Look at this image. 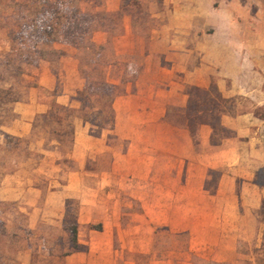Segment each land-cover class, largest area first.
Wrapping results in <instances>:
<instances>
[{
	"label": "rangeland",
	"instance_id": "obj_1",
	"mask_svg": "<svg viewBox=\"0 0 264 264\" xmlns=\"http://www.w3.org/2000/svg\"><path fill=\"white\" fill-rule=\"evenodd\" d=\"M107 1L0 0V264H20L17 257L23 252L30 255V264H60L66 255L87 252L89 235L99 233L104 235L97 241L112 237L114 264H264V167L255 170L249 179L228 178L231 174L227 166L202 170L200 161L183 164L178 161L176 169L180 174L175 182L166 176H156L153 183L164 189L143 193L137 187L141 181L137 175L140 169L127 161L114 162V152L92 157L80 152L78 162L74 160L78 123L88 125V134L94 138L105 133L106 144L116 152L126 151L128 141L113 133L114 101L126 94V85L135 84L146 66L144 54L139 52L134 62L119 63L114 59L111 40L106 45H96L92 41L94 33L109 28L108 33L114 39L123 32V20L127 17L131 18L134 33L147 46L152 33L164 23V18L156 15L168 11L164 0H120L118 10L108 13L104 12ZM199 6L208 15V21L194 19V30L186 35L187 46L192 49L190 67L202 62V52L195 49L197 43L208 57L222 59L226 72L240 78L242 93L224 97L217 87L227 104L226 112L219 118L222 129L215 135L220 142L215 145L214 131L204 121L207 117L190 114L186 119L191 101L187 91L208 89L219 79V68L203 62L216 71L208 86L184 85L185 105H168L160 121L187 132L192 151L202 154L199 159L204 162L230 157H218L213 151L201 148L198 130L202 125L211 130L210 147L238 138L241 150L247 153L248 146L250 158L261 160L264 158V80L260 76L264 78V0H201ZM37 22L51 26L52 34L38 35ZM214 42L219 44L218 48ZM58 44L76 50L78 70L84 79L82 91L71 98L70 105L58 103L57 89L43 88L34 71L43 59L56 63L62 54V50L55 48ZM220 78L229 82L227 77ZM100 82L113 87L111 126L106 125L110 121V112L106 113L110 102L97 95L82 96L85 86ZM31 89L36 90L38 101L48 109L33 117L26 136L15 135L13 131L19 119L15 103L28 101ZM256 89V95H249ZM54 103L73 111L67 121L57 124V116L53 119L46 116L50 111L56 113ZM223 116L241 117L240 127L245 132L250 127L249 133L238 137L235 130L221 124ZM184 122L195 123V134L181 125ZM120 128L130 131L123 119ZM155 133L156 129L149 128L142 140L151 145ZM177 153L187 156L190 152L179 146ZM159 163L162 167V161ZM22 184L40 192L39 197L27 196L36 203L30 209L20 208L11 199L18 191L17 185ZM95 185L104 188L92 191L90 187ZM127 185L129 192H111ZM169 189L172 192H165ZM57 192H61L64 207L60 218L42 217L32 223L37 214H43L39 206L47 199L46 195L55 203L56 196L50 193ZM73 193L82 195L88 206L87 214L107 217L105 229L97 222L80 223L81 200ZM138 197L145 198V207ZM28 212H34L33 219ZM72 223L77 226V250H73L70 239ZM186 227L191 229V234L182 231ZM151 235L152 251L129 249H148L147 239ZM106 259L110 260L111 256Z\"/></svg>",
	"mask_w": 264,
	"mask_h": 264
},
{
	"label": "crops",
	"instance_id": "obj_2",
	"mask_svg": "<svg viewBox=\"0 0 264 264\" xmlns=\"http://www.w3.org/2000/svg\"><path fill=\"white\" fill-rule=\"evenodd\" d=\"M200 2L201 0H164L163 4L166 7L168 6V11L156 15V17H163L164 23L152 33L147 46L134 33L131 27V18L127 17L123 18V32L114 37V39L108 33L109 28L99 29L94 33L92 41L96 45H106L111 40L114 59L119 63L125 65L134 62V57L139 52L140 54H144L143 58L146 61V66H144L138 75L135 84L126 85V94L116 98L114 101L116 119L113 133L128 141L126 151L124 153L116 152L115 148L106 144L105 133L98 138H94L88 134V125L78 123L75 129L72 152L76 163L78 162L77 154L80 152L85 157L104 154L108 151L114 152V162L127 161L131 166L140 169V173H137V175H139L141 181L138 182L137 187L143 193L162 191L160 190V186L153 183L156 176H166L175 182L178 174H180L176 169L178 161L182 164L184 161H200L202 164L200 168L202 170H207L208 167L227 166L231 174L228 178L239 177L249 179L255 170L259 167H264V158L261 160L260 158L251 159V154L248 153V146H246L247 153H245L244 150H241V143L238 144V138L226 139L220 146L210 147L209 138L211 130L207 126L202 125L198 130L201 148H204L206 151H213L218 157H230V159L212 160V162L206 160L204 162L199 159L202 154L198 155L192 151L191 140L187 132L178 129L175 125L160 121L164 117L168 105L174 107L185 105L187 98L182 94L184 85H195L203 88L208 86L216 71L213 67H208L204 63L219 68V79H216V85L224 97H232L242 93L239 89L241 87L239 85L240 78L233 76L231 72H226L222 59L208 57V53H206L203 46L199 47L197 43L195 49L202 52V62L200 61L198 65L190 67V53L192 49L187 46L186 35L194 30V19L203 18L208 21V15L199 6ZM119 5L120 0H108L104 6V12H115L118 10ZM218 45L217 42L216 44L214 42V47L218 48ZM55 48L62 50V54L56 59V63L43 59L34 71L38 75V83L43 88L49 91L57 89L58 103L70 105L72 104L71 98L82 91L84 79L78 70L76 50L65 44H58ZM257 59L261 61L260 58ZM260 76L264 80L263 76ZM220 77H227L229 82L225 83ZM145 79L152 80L146 81ZM261 90L259 92H262ZM256 93H258V89L254 90V92L252 91L249 95H256ZM47 109L48 106L46 104L38 101L36 90L31 89L28 101L15 103L14 110L19 114V119L13 133L19 136H26L30 131V121L33 117L37 114L45 113ZM122 119L125 120L126 127L130 131L126 132L120 128V121ZM240 122L241 117L228 118L223 116L221 118V124L226 128L235 130L238 137H242L246 132L249 133L250 131V127H248L245 132L240 127ZM149 128L156 129L151 145L142 140L143 134ZM161 130L164 132L163 137L161 136ZM247 137H250V135ZM179 146L188 149L189 155H178L177 150ZM160 161H162V167L160 166ZM17 186L18 191L15 192V195L11 199L18 203L22 209H30L36 205V203L33 204V202L29 201L27 196L34 195L35 197H39L40 192L37 189L28 187L26 184ZM129 186L113 188L111 192H129ZM90 188L93 191V188L99 189L104 188V186L95 185ZM165 192H172V190H165ZM50 195L56 196L57 201L51 203L48 200L49 194H47V199L39 206L43 214L41 216L37 214L36 220H32V223H37L39 220L44 219L42 217L54 219L60 218L62 215L64 207L62 205L61 192H57V194L50 193ZM73 196L81 200L80 223L86 221L97 222L101 223L105 229L108 223L107 217L102 214H87L88 206L82 195L73 193ZM138 199L142 201V206L145 207V198L138 197ZM49 210H52V212ZM28 215L33 219L34 212H28ZM182 231H187L189 234L192 233L188 227L183 228ZM103 235V233L90 234L86 242L88 247L87 252H76L66 255L62 257L60 264H114L112 261V252H114L112 237L106 238L105 241H97V238ZM147 240L148 249H141L140 247L129 249L139 252L152 251L153 236H149ZM79 242L82 243V239H79ZM229 249H232L231 246ZM107 256H111V259H106ZM17 259L20 264H30V255L27 252L21 253Z\"/></svg>",
	"mask_w": 264,
	"mask_h": 264
},
{
	"label": "trees",
	"instance_id": "obj_3",
	"mask_svg": "<svg viewBox=\"0 0 264 264\" xmlns=\"http://www.w3.org/2000/svg\"><path fill=\"white\" fill-rule=\"evenodd\" d=\"M38 35H51L52 34V27L49 25H45L41 22H37L36 24ZM113 87L105 82H100L96 86H85L82 96L85 97L88 94L90 95H97L99 96L102 100L107 99L110 102V108L106 110V113L110 112V121L106 123L107 126H111L112 122V109H111V103L114 98V94L112 91ZM187 95H189L190 100L187 106V118L191 117L189 116L190 114H195L196 117L202 118V117H207L206 124L210 125L212 130L214 131V134L212 136V141L215 145L219 144V140L215 138L216 133H219L222 128L219 125V118L220 115L226 112V104L227 100L222 97L220 92L217 89L216 85L210 86L208 89H198V88H193V90L187 91ZM56 113H52L51 111L46 115L49 119H53L54 116L56 117V122L57 124H61L63 121H67L68 117L70 116V113H73L72 110L60 106L58 104H53ZM103 113L100 112L99 115ZM62 116H65L63 119L61 118ZM85 120L88 119L86 114L83 117ZM185 123V122H184ZM181 125H186L192 133L195 134L194 130V122H190V124H181ZM55 132V131H54ZM73 133V129H72ZM59 134V133H58ZM61 140V138H59ZM94 229H100V226H93ZM69 232L71 235V243H72V248L73 250L78 249V244H77V226L75 223L70 224L69 226Z\"/></svg>",
	"mask_w": 264,
	"mask_h": 264
}]
</instances>
